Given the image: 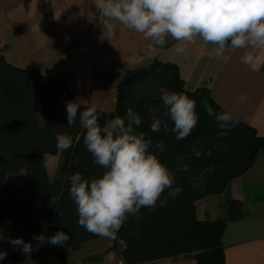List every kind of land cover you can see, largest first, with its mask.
Listing matches in <instances>:
<instances>
[{"label": "trees", "instance_id": "16d2710c", "mask_svg": "<svg viewBox=\"0 0 264 264\" xmlns=\"http://www.w3.org/2000/svg\"><path fill=\"white\" fill-rule=\"evenodd\" d=\"M150 64L158 69L151 77L142 67L118 84L116 108L109 112L98 109L99 123L123 117L128 108L138 112L142 124L137 131H143L153 143L164 142L162 153L150 151L175 174V186L181 192L173 198L166 190L155 210L141 208L128 216L117 232V239L125 243L124 264H156L180 255L195 258L198 264H224L223 236L228 221L245 216L243 202L228 199V219H202L197 215V205L208 196L223 193L250 169L257 153L264 149V135L236 117L235 127H221L204 108L209 104L215 112L225 111L208 87L187 90L175 63L156 60ZM148 81L149 90L142 92ZM161 87L196 101L198 123L183 140H176L171 131L166 135L163 129L160 133L150 131L149 106L161 115L165 111L159 99ZM73 94V84L18 67L0 55V223L47 237L68 232L71 238L64 245L78 250L100 236L78 225L68 177L79 171L92 179L102 175L103 169L93 163L78 122L67 126L63 101H71ZM173 126L169 121V127ZM57 132L70 135L73 146L61 151L56 175L51 179L46 154L58 153ZM184 165L188 171L182 170ZM23 170L27 178L24 185L6 183L8 174ZM61 193L57 204H52L51 197ZM102 260L103 255L97 253L72 264H100ZM61 264L69 263L62 257Z\"/></svg>", "mask_w": 264, "mask_h": 264}, {"label": "crops", "instance_id": "0c3cea01", "mask_svg": "<svg viewBox=\"0 0 264 264\" xmlns=\"http://www.w3.org/2000/svg\"><path fill=\"white\" fill-rule=\"evenodd\" d=\"M96 3L0 0V55L18 67L73 84L71 101L79 97L107 112L115 110L118 84L131 72L156 60L172 62L187 90L208 87L225 110L264 135V51L257 52L261 59L249 67L240 59L244 50L229 48L218 57L214 55L215 46L199 37L193 42H178L169 36L164 46H156L149 53L145 51L149 42L130 29L118 25L115 37L103 35L100 23L104 18ZM178 46L185 51L177 53ZM67 101H63L65 107ZM60 155L61 151L46 154L51 179L56 175ZM23 182L22 176L19 184ZM229 198L243 202L245 216L228 221L223 236L224 264H264V149L257 153L250 169L235 178L223 193L201 200L197 215L202 219H228ZM0 230V251H7L2 264H61L62 257L72 264L97 253L103 255L100 264H124L125 243L117 239V233L115 238L100 236L72 250L66 245L40 244L34 239L40 234H28L17 227L0 223ZM16 237L31 242L30 254L9 243ZM156 264L198 263L195 258L180 255L160 259Z\"/></svg>", "mask_w": 264, "mask_h": 264}, {"label": "clouds", "instance_id": "9594fccd", "mask_svg": "<svg viewBox=\"0 0 264 264\" xmlns=\"http://www.w3.org/2000/svg\"><path fill=\"white\" fill-rule=\"evenodd\" d=\"M96 7L104 18L100 23L103 35L115 37L118 25L130 29L149 42L145 49L149 53L156 46H164L169 36L178 42H193L199 37L215 46L214 55L218 57L229 48L244 50L240 59L249 67L261 59L257 52L264 51V0H97ZM175 51L183 53L185 48L178 46ZM159 91L165 111L161 115L149 106L150 131L160 133L163 129L165 135L171 131L178 141L187 138L198 123L196 101L165 87ZM204 108L221 127L238 124L227 110L215 112L209 104ZM66 116L68 127L78 122L84 130L83 143L93 163L103 169L102 175L92 179L79 171L68 177L78 225L89 233L115 238L129 215L134 216L141 208L155 210L166 190L173 198L181 192L175 186V174L150 151L162 153L164 142L153 143L151 137L137 131L142 117L132 108L123 117L116 116L101 125L97 106L78 97L66 102ZM169 121L174 125L171 128ZM55 139L58 151L73 146L70 135L57 132ZM182 170L188 171V165ZM61 195L52 196L51 203L56 205ZM70 238L64 231L51 237L34 236L40 244L53 246H64ZM9 243L26 254L32 251L31 242H24L22 237ZM6 257L7 251H0V261Z\"/></svg>", "mask_w": 264, "mask_h": 264}, {"label": "rangeland", "instance_id": "374dc122", "mask_svg": "<svg viewBox=\"0 0 264 264\" xmlns=\"http://www.w3.org/2000/svg\"><path fill=\"white\" fill-rule=\"evenodd\" d=\"M144 70H145V72L149 75L148 76V78L149 77H151L155 72H157L158 71V69L157 68H155L153 65H148V66H146V67H144L143 68ZM149 81L144 85V87L142 88L143 90H141L142 92L144 91V92H146V91H148L149 90ZM53 170V169H52ZM56 170H57V168H56ZM54 172V171H53ZM22 176H23V179H24V182H23V185L26 183V173H25V171H23L22 172V175H14V174H8L7 176H6V183H8V184H12V185H20L19 184V182L21 181V179H22ZM158 203H162V197H161V200L160 201H158L157 202V204ZM201 207L202 206H200V211H201Z\"/></svg>", "mask_w": 264, "mask_h": 264}]
</instances>
